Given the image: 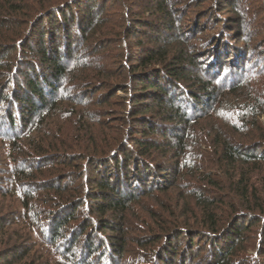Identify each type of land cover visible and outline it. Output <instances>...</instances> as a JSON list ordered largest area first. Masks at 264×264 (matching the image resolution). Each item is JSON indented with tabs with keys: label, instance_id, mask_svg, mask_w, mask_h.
Instances as JSON below:
<instances>
[{
	"label": "trees",
	"instance_id": "16d2710c",
	"mask_svg": "<svg viewBox=\"0 0 264 264\" xmlns=\"http://www.w3.org/2000/svg\"><path fill=\"white\" fill-rule=\"evenodd\" d=\"M245 1L0 0V264H264V10L236 44L227 23ZM188 183L182 218L134 214Z\"/></svg>",
	"mask_w": 264,
	"mask_h": 264
},
{
	"label": "rangeland",
	"instance_id": "374dc122",
	"mask_svg": "<svg viewBox=\"0 0 264 264\" xmlns=\"http://www.w3.org/2000/svg\"><path fill=\"white\" fill-rule=\"evenodd\" d=\"M94 1H98V0H94ZM126 4H131V3H133V2H135V1H138V0H123ZM217 2V0H210V2ZM222 1V0H221ZM103 2H104V0H103ZM194 3H197V2H194ZM262 3H263V1H261L260 3H256L255 2V4H256V7H254L253 6V9H252V7L251 6H249L248 4H252V2H250V0H246L244 3H235V5H236V7H237V10L238 11H240V12H242V15H244V16H246L244 19H242V17L243 16H240V17H238V16H236V17H230L229 18V21L227 22L228 24H231V26H233L234 27V29H230V30H228V33H229V37H231V41H233L234 43L236 42V43H238V40H239V33H237L238 32V30L237 29H235V28H237V27H239V25H241V23L243 24L244 23V27H245V23H247L248 22V24L250 23V24H253L254 23V19L256 18V16H258V14H259V12L261 11V10H264V7H263V5H262ZM110 4H113L110 8H109V11H107V12H105V14H106V16H109L110 15V17L112 16L113 17V19H117V18H119L120 19V15L118 14L119 12H118V9L116 10V8H117V6H116V4L115 3H113V0H107V3L105 4V5H110ZM254 4V3H253ZM201 5H203V4H201ZM220 6V5H219ZM249 6V7H248ZM218 7V6H217ZM199 8H201V7H199ZM111 9H114V11H111ZM206 9H208V7L207 6H204L203 7V10H206ZM177 13H179V10H177ZM195 15V13H194V11L193 10H190L189 11V15ZM122 15V17L124 16V12L121 14ZM132 16H133V14H132ZM206 16H207V18L206 19H213L215 16L216 17H219V13L217 12V14H212V12L210 13V11L209 10H206ZM221 18V17H220ZM240 18V19H239ZM222 19H224V18H222ZM129 20V19H128ZM201 21H203V19H201ZM241 21V22H240ZM239 22V23H238ZM23 23V22H22ZM202 24V23H201ZM204 24V23H203ZM249 24V25H250ZM262 24V23H261ZM261 24L260 23H256V25L259 27V26H261ZM28 26V25H27ZM215 26L216 27H218V28H221V25H220V23L218 22V21H216V24H215ZM24 28H26V26L24 27ZM260 29H262V28H260ZM236 30H237V32H236ZM199 31V30H198ZM148 32V31H147ZM200 32V31H199ZM150 34H155V35H157L158 37L160 36L161 37V35H162V32H161V30L159 31L158 29H156L155 31H153V33H150ZM72 36V39H74L75 40V38H74V35L72 34L71 35ZM44 37H46V35L44 36ZM260 39H264V36H262ZM56 40L61 44V36H58V37H56ZM44 41L46 42L47 41V39L45 38L44 39ZM235 43V44H236ZM260 44V43H259ZM92 49V48H91ZM113 53H114V51L113 52H110V57L113 55ZM97 56H99V55H97ZM108 63H111V66L112 65H114V62L112 61V62H108ZM113 67H118V66H113ZM90 83V82H89ZM91 83H94V82H91ZM17 84L19 85V82H18V79H17ZM92 85V84H91ZM19 86H21V85H19ZM162 86H164L163 84H162ZM92 89V88H91ZM90 90V89H89ZM85 93H87V96L88 95H90L89 94V92H84V95L86 96V94ZM117 94L119 95V96H124V94L123 93H121V92H117ZM92 104H89V107L91 106ZM105 114H101V116H104ZM106 115H111V116H115V114L114 113H110V114H106ZM149 116V115H148ZM154 117H157V118H159V115L158 116H154ZM153 119V118H152ZM110 121H112V123L111 124H109V126H111L112 127V130L111 131H113V132H115V126H116V120L115 119H113V120H110ZM110 121H108V122H110ZM0 122L1 123H3L4 122V119H0ZM113 125H115L114 127H113ZM154 127L156 128V132H157V135L159 134V133H162L161 131L162 130H164V131H169L170 130V127L169 126H159V125H156V123H154ZM203 126H204V124H203ZM100 129H95L94 131H99ZM157 135H155V136H151V139L153 138L154 139V141H158V142H160L158 139H159V135L157 136ZM1 142V141H0ZM5 147H7V145L6 144H4V145H0V161L2 160V155H3V152H5ZM20 147V146H19ZM215 168H212L213 169V171H211L209 174H211V175H213L214 177L213 178H220L221 177V175H222V172H221V170H219L216 166H214ZM165 173H167L166 171H165ZM206 173H207V171H206ZM264 178V174H262V175H259L258 176V178L257 179H263ZM257 179H255V183H257V185L256 186H258V187H260L259 185V181L257 180ZM223 180V181H222ZM0 182H2V181H0ZM222 185H224V186H228L227 184H228V182L226 183V180L224 179V177H221V181H219ZM6 185L7 184H2V183H0V188H2V187H6ZM193 184H190V183H188V184H186L184 187L182 186V187H173L168 193H166V194H164V195H162L161 196V198H154L155 200H153V199H150L149 201H145L143 204H140V206L139 207H137L136 209H135V212H134V214L135 215H138V214H140V215H142V217L144 216V214H143V210H152L156 215H158V216H160V217H163V221H165V222H170V221H172L173 222V220H171L169 217H173V219L176 217V218H178V217H181V213L183 212V209H182V202H184V203H186V201L189 203V205L192 203V201L190 200V198H188L186 195H185V193L186 192H188L190 189H193ZM224 188V187H223ZM121 190H124L125 191V189H122L121 188ZM184 195V196H183ZM5 203H7V201H6V199H4L3 200ZM2 201V199L0 198V216H3V214H7V213H11V211L10 210H12L11 208H7V206H6V204L5 203H2L3 202ZM160 203L161 205H162V207H160L157 203ZM3 206V207H2ZM163 207L164 208H167L166 210H167V212H165L164 210H163ZM192 210H193V206H192V208H191ZM14 210V209H13ZM191 210V211H192ZM196 211H198V210H196ZM196 211L194 212V213H196ZM172 213V214H171ZM193 213H191V212H189L188 213V216L190 217V215H192ZM147 218H148V216L147 215H145ZM193 216V215H192ZM182 218V217H181ZM167 220V221H166ZM150 222H151V220H150ZM249 236H252L253 234H248ZM3 236V235H2ZM4 240L5 239H7V243L8 244H6L5 246H7V247H15L14 245L15 244H17V245H19L20 246V244H22L23 243V241L22 240H24V236L21 234V232H19V230L17 229V228H11V229H8V231L7 232H5V235L2 237ZM201 246V245H200ZM253 246L255 247V242H254V244H253ZM4 249H6V247L4 248L3 247V245H1L0 246V251L1 250H4ZM39 251H41V249L39 248L38 249ZM17 252H20V251H17ZM42 252V251H41ZM39 253L40 252H38V255H39ZM44 253V252H43ZM249 254H252V252L250 251L249 252ZM46 255V254H45ZM29 259H31L30 257H28V259H27V261L25 262V263H30V260Z\"/></svg>",
	"mask_w": 264,
	"mask_h": 264
}]
</instances>
